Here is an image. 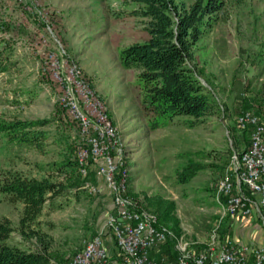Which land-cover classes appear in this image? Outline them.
<instances>
[{"label": "rangeland", "instance_id": "374dc122", "mask_svg": "<svg viewBox=\"0 0 264 264\" xmlns=\"http://www.w3.org/2000/svg\"><path fill=\"white\" fill-rule=\"evenodd\" d=\"M134 7L130 0H0V52L8 65L0 70V115L49 121L41 127L47 132L41 147L0 135V177L12 169L67 185L40 216L48 251L59 264H70L97 236L114 246L106 224L114 210L112 192L97 173L98 163L90 161L86 174L75 165L59 168L77 159L82 146L81 127L53 75L63 70L62 64L75 66L115 127L120 151L113 154L128 169L133 201L154 213L150 203L159 199L169 209L167 224L175 238L191 247L207 245L213 230L220 241L231 237L225 230L229 215L219 209L216 187L231 172L233 153L247 146L239 112L250 106L247 111L263 115L264 122V0L230 2L228 19L208 28L197 42L195 69L219 112L194 127L183 124L187 116H175L155 130L146 127L136 71L119 60L121 49L148 38L138 18L126 13ZM191 164L196 174L180 182L178 173ZM21 208L0 194V218L8 217L14 227ZM4 242L38 249L35 240L22 239L16 230Z\"/></svg>", "mask_w": 264, "mask_h": 264}, {"label": "trees", "instance_id": "16d2710c", "mask_svg": "<svg viewBox=\"0 0 264 264\" xmlns=\"http://www.w3.org/2000/svg\"><path fill=\"white\" fill-rule=\"evenodd\" d=\"M130 1L135 7L126 13L138 18L142 29L148 33V38L132 42L121 49L119 60L124 68L136 71L139 104L147 117V129L155 130L165 126L179 115L187 116L183 124L194 127L219 112L213 93L201 81L199 70L195 69V49L208 28L228 19L229 3H240L243 0H191L189 3L182 0ZM2 60L0 52V70L4 71L8 69V65L6 60L5 63ZM248 108L252 109L249 106L239 114ZM257 115L258 121L264 126L263 115ZM48 122L47 119L5 118L0 115V135L3 134L9 142L41 147L42 140L47 135L46 130L41 127ZM252 129L253 125L250 124L242 128L248 139L244 149L250 144ZM63 165H75L78 168L77 159L62 163L59 168ZM124 167L125 165L116 171V178ZM196 170L193 164L183 166L178 173V180L189 181ZM66 188V184L47 176L30 177L12 169L1 172L0 194L11 204L20 203L22 208L17 227L12 225L8 217L0 218V264H59L48 251L49 242L44 239L46 233L41 231L40 216L47 202ZM159 201L155 199L150 205L158 221L168 225L169 209L162 207ZM176 223L177 221L173 225L176 226ZM15 230L22 239L35 240L38 249L28 250L6 244L4 241ZM110 237L114 243L111 251L103 242L108 250V257L105 261H95L93 264H115L116 261L124 264V255L116 247L111 232ZM174 243L173 238H168L165 243L152 247L149 257L158 261L161 258L170 261L175 259ZM158 247L161 250L155 252ZM151 252L158 256L152 257Z\"/></svg>", "mask_w": 264, "mask_h": 264}, {"label": "built area", "instance_id": "2783aa9c", "mask_svg": "<svg viewBox=\"0 0 264 264\" xmlns=\"http://www.w3.org/2000/svg\"><path fill=\"white\" fill-rule=\"evenodd\" d=\"M62 66L63 70H55L53 75L64 88L67 109L81 127L78 170L86 174L90 161L98 163L97 173L111 190L114 207L106 224L116 247L124 255V264H264L263 244H238L231 237L220 241L213 230L209 243L195 250L175 238L172 229L160 223L155 213L136 204L129 194L126 166L116 178L117 166L121 167L122 161L117 163L113 154L120 151L115 127L107 119L99 98L77 75L75 66ZM237 120L242 127L253 125L250 144L233 153L231 172L217 183L216 202L224 215L256 213L264 228V126L250 111L242 112ZM168 238L176 239L175 259H151L150 249ZM107 257L108 250L97 236L73 255L70 264H93Z\"/></svg>", "mask_w": 264, "mask_h": 264}, {"label": "crops", "instance_id": "0c3cea01", "mask_svg": "<svg viewBox=\"0 0 264 264\" xmlns=\"http://www.w3.org/2000/svg\"><path fill=\"white\" fill-rule=\"evenodd\" d=\"M226 218H228L226 223L228 235H230L236 243L264 245V228L261 227L258 219L254 215L245 216L236 214ZM104 246L110 248V241L105 240ZM151 255L154 257L155 254L151 252Z\"/></svg>", "mask_w": 264, "mask_h": 264}]
</instances>
